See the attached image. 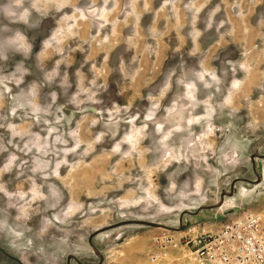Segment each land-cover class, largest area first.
<instances>
[{
  "label": "rangeland",
  "instance_id": "1",
  "mask_svg": "<svg viewBox=\"0 0 264 264\" xmlns=\"http://www.w3.org/2000/svg\"><path fill=\"white\" fill-rule=\"evenodd\" d=\"M245 211L264 0H0V264H150Z\"/></svg>",
  "mask_w": 264,
  "mask_h": 264
},
{
  "label": "built area",
  "instance_id": "2",
  "mask_svg": "<svg viewBox=\"0 0 264 264\" xmlns=\"http://www.w3.org/2000/svg\"><path fill=\"white\" fill-rule=\"evenodd\" d=\"M175 229L178 238L163 232L153 239L150 264H264V212L237 213L211 232ZM171 249L182 253L170 257Z\"/></svg>",
  "mask_w": 264,
  "mask_h": 264
},
{
  "label": "water",
  "instance_id": "3",
  "mask_svg": "<svg viewBox=\"0 0 264 264\" xmlns=\"http://www.w3.org/2000/svg\"><path fill=\"white\" fill-rule=\"evenodd\" d=\"M229 194H231V192H229ZM220 200H222V196L220 197ZM119 223H135V224H147V225H154V223L152 222H146V221H142V220H124V221H121ZM119 223H115V224H111V225H108L104 228H100L98 230H95L94 232H92L89 236V238L87 239V242L90 243L91 242V238L94 234L100 232V231H103V230H107V229H110V228H113L115 226H117ZM181 227V226H179ZM70 256V255H68ZM68 258V257H67ZM99 262H100V259H99Z\"/></svg>",
  "mask_w": 264,
  "mask_h": 264
},
{
  "label": "bare ground",
  "instance_id": "4",
  "mask_svg": "<svg viewBox=\"0 0 264 264\" xmlns=\"http://www.w3.org/2000/svg\"><path fill=\"white\" fill-rule=\"evenodd\" d=\"M226 194H229V192H227ZM223 202H224V199L222 198V200L219 201V204H220L219 206H221Z\"/></svg>",
  "mask_w": 264,
  "mask_h": 264
},
{
  "label": "flooded vegetation",
  "instance_id": "5",
  "mask_svg": "<svg viewBox=\"0 0 264 264\" xmlns=\"http://www.w3.org/2000/svg\"><path fill=\"white\" fill-rule=\"evenodd\" d=\"M224 204H226V201H225V199H224L223 205H224Z\"/></svg>",
  "mask_w": 264,
  "mask_h": 264
}]
</instances>
